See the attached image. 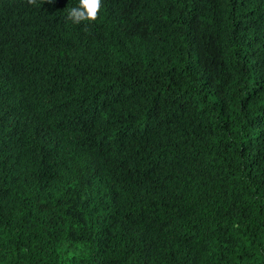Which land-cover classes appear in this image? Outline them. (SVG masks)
<instances>
[{
  "label": "trees",
  "instance_id": "16d2710c",
  "mask_svg": "<svg viewBox=\"0 0 264 264\" xmlns=\"http://www.w3.org/2000/svg\"><path fill=\"white\" fill-rule=\"evenodd\" d=\"M0 0V264H264V0Z\"/></svg>",
  "mask_w": 264,
  "mask_h": 264
},
{
  "label": "clouds",
  "instance_id": "9594fccd",
  "mask_svg": "<svg viewBox=\"0 0 264 264\" xmlns=\"http://www.w3.org/2000/svg\"><path fill=\"white\" fill-rule=\"evenodd\" d=\"M43 3L44 0H41ZM49 3L52 0H48ZM29 5H36L37 0H27ZM102 8V0H78L76 6L67 9L65 22H70L73 25H80L84 22H95Z\"/></svg>",
  "mask_w": 264,
  "mask_h": 264
}]
</instances>
